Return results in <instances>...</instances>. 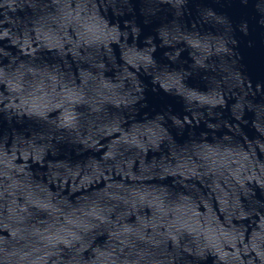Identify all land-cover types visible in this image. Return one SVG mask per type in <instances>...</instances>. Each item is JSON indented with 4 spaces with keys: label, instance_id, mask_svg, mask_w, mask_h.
<instances>
[{
    "label": "water",
    "instance_id": "obj_1",
    "mask_svg": "<svg viewBox=\"0 0 264 264\" xmlns=\"http://www.w3.org/2000/svg\"><path fill=\"white\" fill-rule=\"evenodd\" d=\"M0 264H264V0H0Z\"/></svg>",
    "mask_w": 264,
    "mask_h": 264
}]
</instances>
